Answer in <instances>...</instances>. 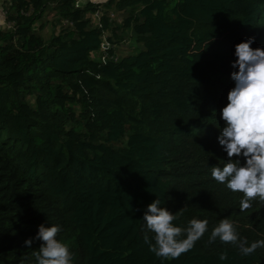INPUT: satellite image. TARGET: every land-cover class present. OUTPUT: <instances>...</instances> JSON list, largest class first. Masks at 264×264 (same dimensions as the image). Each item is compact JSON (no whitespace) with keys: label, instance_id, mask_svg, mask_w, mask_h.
<instances>
[{"label":"trees","instance_id":"obj_1","mask_svg":"<svg viewBox=\"0 0 264 264\" xmlns=\"http://www.w3.org/2000/svg\"><path fill=\"white\" fill-rule=\"evenodd\" d=\"M77 1H5L0 264H36L42 224L60 227L72 264H264V247L207 243L225 218L249 246L264 240V202L241 212L243 193L211 175L228 160L218 137L235 46L264 49V0ZM158 197L174 226L208 221L177 259L145 243Z\"/></svg>","mask_w":264,"mask_h":264},{"label":"clouds","instance_id":"obj_2","mask_svg":"<svg viewBox=\"0 0 264 264\" xmlns=\"http://www.w3.org/2000/svg\"><path fill=\"white\" fill-rule=\"evenodd\" d=\"M254 41L255 37H251L235 46L237 59L232 67L238 68V71L231 73L235 86L228 93L227 105L220 111L224 126L218 137L228 160L223 167L213 166L211 172L217 182L226 183L232 192L243 193L241 212L252 207L250 201L258 198L264 202V49H253L251 45ZM241 156L246 163L236 159ZM160 205L158 197L144 212L146 227L154 233L152 240L145 238V243L158 259H177L203 237L208 221L192 219L189 227L182 229L173 224L175 214ZM60 231L56 225L39 226L35 239L43 243L34 253L36 264H72L74 253L57 239ZM185 233L186 238L178 239ZM217 238L222 243L237 245L245 256L264 247V240L252 242L250 246L246 240H241L233 223L227 218L214 227L207 243L210 245ZM32 243L31 238L25 241L28 247ZM218 258L224 261L228 257L226 253H221Z\"/></svg>","mask_w":264,"mask_h":264},{"label":"rangeland","instance_id":"obj_3","mask_svg":"<svg viewBox=\"0 0 264 264\" xmlns=\"http://www.w3.org/2000/svg\"><path fill=\"white\" fill-rule=\"evenodd\" d=\"M88 1H91L93 3H102L106 0H78L77 1V4L80 5V6H84L88 3ZM2 8V1L0 0V9ZM95 17H98V14H95ZM52 28H50L51 30ZM130 41L128 39H126V41H120L119 42V46L121 48V50L125 53L127 50H129L128 46L130 45Z\"/></svg>","mask_w":264,"mask_h":264},{"label":"built area","instance_id":"obj_4","mask_svg":"<svg viewBox=\"0 0 264 264\" xmlns=\"http://www.w3.org/2000/svg\"><path fill=\"white\" fill-rule=\"evenodd\" d=\"M2 1V8L0 9V27L1 26H10L11 23L8 22L7 20V8H6V4L5 1L6 0H1ZM105 47H107V45L104 44Z\"/></svg>","mask_w":264,"mask_h":264}]
</instances>
